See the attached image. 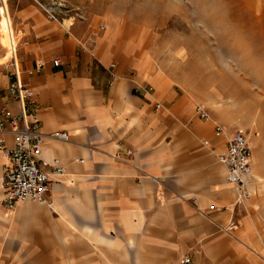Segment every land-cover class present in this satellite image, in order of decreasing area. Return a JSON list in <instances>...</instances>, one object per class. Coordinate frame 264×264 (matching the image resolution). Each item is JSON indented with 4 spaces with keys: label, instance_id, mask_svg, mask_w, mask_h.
Masks as SVG:
<instances>
[{
    "label": "crops",
    "instance_id": "1",
    "mask_svg": "<svg viewBox=\"0 0 264 264\" xmlns=\"http://www.w3.org/2000/svg\"><path fill=\"white\" fill-rule=\"evenodd\" d=\"M62 29L38 26L19 63L47 135L39 163L65 171L50 176L53 209L0 203V264H264V238L237 218L247 204L236 206L214 162L236 129L217 136L216 123L198 116L202 105L191 116L192 105L156 90L105 25ZM3 101L20 113L7 92ZM58 131L69 141L48 137ZM9 166L0 151V200Z\"/></svg>",
    "mask_w": 264,
    "mask_h": 264
},
{
    "label": "rangeland",
    "instance_id": "2",
    "mask_svg": "<svg viewBox=\"0 0 264 264\" xmlns=\"http://www.w3.org/2000/svg\"><path fill=\"white\" fill-rule=\"evenodd\" d=\"M79 23L105 25L117 45H130L146 81L179 107L192 105L191 116L202 105L221 126L247 133L256 182L237 218L264 238V0H0V80L13 69L8 52L17 47L19 58L38 26Z\"/></svg>",
    "mask_w": 264,
    "mask_h": 264
},
{
    "label": "built area",
    "instance_id": "3",
    "mask_svg": "<svg viewBox=\"0 0 264 264\" xmlns=\"http://www.w3.org/2000/svg\"><path fill=\"white\" fill-rule=\"evenodd\" d=\"M53 18L56 19L55 16ZM12 60L13 69L8 73V86L5 89L0 86V151L6 153L10 161L4 180L5 193L0 203L13 211L20 202L34 200L53 209V204L48 197L51 189L50 176L52 174L62 175L65 170L58 161L51 172L46 171L39 163L43 152V141L47 135L42 132L38 112L32 100L33 94L23 80L17 47H15ZM60 62V60L54 61L56 66ZM45 65L46 62L38 64L37 71L39 72ZM4 92L19 103L20 113H15L2 104ZM158 107H161V104H158ZM197 113L201 119L212 120L216 123L217 136L225 133L223 126L213 120L211 113L205 107L198 106ZM8 135L13 137L12 148L7 147ZM48 137L69 141V135L64 131L54 132ZM206 144L208 145L209 142ZM218 160L226 168L228 183L232 184L238 192L236 206H246L253 196L250 186L255 181L253 151L247 133L241 129L230 133L227 138V149L218 156ZM191 200L197 202L196 197Z\"/></svg>",
    "mask_w": 264,
    "mask_h": 264
},
{
    "label": "bare ground",
    "instance_id": "4",
    "mask_svg": "<svg viewBox=\"0 0 264 264\" xmlns=\"http://www.w3.org/2000/svg\"><path fill=\"white\" fill-rule=\"evenodd\" d=\"M71 25H72V24H71ZM18 40L21 42L22 37H19V38L14 42V47L16 46L17 43H19ZM13 54H14V50H10V51L8 52V56H7V58H8V57H12ZM236 86H237V85H236ZM234 88H236V87H234ZM237 89H238V88H237ZM239 91H240V90H239ZM239 91H238V92H239ZM238 94H241V93H238ZM238 97H239V95H238ZM239 98H240V97H239ZM239 98H237L238 101H239ZM228 99H229V98H228ZM228 106H229V104H228ZM222 171H223V172H224V171L226 172V168H224V167L221 168V173H222ZM225 174H226V173H225ZM223 179H224V178H223ZM255 182H256V181H255ZM223 183L226 184L225 182H223ZM250 187H252V186H250ZM259 187H260V188H258V191L262 194V193L264 192V188H263L262 185L260 186V183H259ZM255 192H256V191H255ZM231 205H232V204L229 203V204H227V207H230Z\"/></svg>",
    "mask_w": 264,
    "mask_h": 264
}]
</instances>
